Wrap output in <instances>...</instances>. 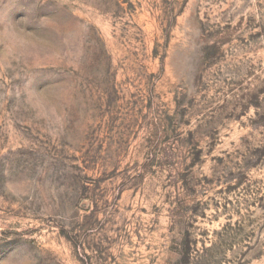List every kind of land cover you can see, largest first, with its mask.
<instances>
[{
  "label": "rangeland",
  "instance_id": "rangeland-1",
  "mask_svg": "<svg viewBox=\"0 0 264 264\" xmlns=\"http://www.w3.org/2000/svg\"><path fill=\"white\" fill-rule=\"evenodd\" d=\"M0 264H264V0H0Z\"/></svg>",
  "mask_w": 264,
  "mask_h": 264
}]
</instances>
